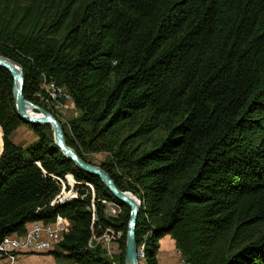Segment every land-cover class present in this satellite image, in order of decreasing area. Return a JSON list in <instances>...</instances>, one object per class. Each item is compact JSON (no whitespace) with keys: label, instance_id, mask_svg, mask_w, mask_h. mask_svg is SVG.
Returning a JSON list of instances; mask_svg holds the SVG:
<instances>
[{"label":"trees","instance_id":"trees-1","mask_svg":"<svg viewBox=\"0 0 264 264\" xmlns=\"http://www.w3.org/2000/svg\"><path fill=\"white\" fill-rule=\"evenodd\" d=\"M0 55L22 65L27 99L43 105L45 78L70 92L81 115L66 141L88 162L109 153L102 168L140 199L146 264L167 234L192 264H264V0H0ZM23 123L0 66V242L61 215L56 259L113 264L89 245L113 228L125 264L130 207L50 124L25 123L37 139L16 143ZM67 174L78 196L53 201Z\"/></svg>","mask_w":264,"mask_h":264},{"label":"built area","instance_id":"built-area-1","mask_svg":"<svg viewBox=\"0 0 264 264\" xmlns=\"http://www.w3.org/2000/svg\"><path fill=\"white\" fill-rule=\"evenodd\" d=\"M38 97L47 106L52 108H60L64 101L73 100L70 92L66 87L58 85L55 81H49L46 78L42 84V91L38 93ZM72 177V181L68 176ZM61 188L56 194L53 201L62 202L78 196L77 191L74 189L76 180L72 174H67L65 178L56 176ZM92 195L94 196V188L90 184ZM106 212L109 215H114L117 212L116 207L119 205L112 201H105ZM93 220L96 218L95 204L92 203ZM70 231V224L66 219L57 215L52 222H44L42 220L31 221L26 225V232L22 235L17 233L7 235L0 242V260L4 264H16L18 252L36 251V252H50L54 250L58 244L64 239L65 235ZM122 230H115L113 228L106 229L100 236L93 235L89 245L93 246L95 240L110 246L111 242L116 241L122 236ZM141 254V259L146 258L144 252V244L138 246ZM179 251V250H178ZM180 253V264H192L189 260L182 256Z\"/></svg>","mask_w":264,"mask_h":264},{"label":"water","instance_id":"water-1","mask_svg":"<svg viewBox=\"0 0 264 264\" xmlns=\"http://www.w3.org/2000/svg\"><path fill=\"white\" fill-rule=\"evenodd\" d=\"M0 66L10 71L14 78V98L20 118L27 124H50L54 132V140L63 153L87 173L101 178L115 198L130 207L125 264H141V254L137 241V222L141 207L140 199L130 191L121 190L104 168L82 159L77 151L68 145L61 122L46 108L25 97L26 76L22 65L18 61L0 55Z\"/></svg>","mask_w":264,"mask_h":264},{"label":"rangeland","instance_id":"rangeland-1","mask_svg":"<svg viewBox=\"0 0 264 264\" xmlns=\"http://www.w3.org/2000/svg\"><path fill=\"white\" fill-rule=\"evenodd\" d=\"M40 102L43 105L41 104L39 105H41L42 107L50 111L61 122V124L63 123L65 131L67 133H71V130H70L71 120L81 115V111L75 106L73 100L70 99V100L64 101L63 105L58 109L47 106L41 100ZM12 139L16 143L22 146H26L32 143L34 140H36L37 136L31 127L23 123L17 128V130L12 136ZM86 157L89 161H91V163L96 164L101 167L105 163H109L113 161V158H111L109 153L107 152L87 153ZM116 210L117 212L114 213L113 216H118L122 212V209L120 206L116 207ZM96 243L97 244L99 243L102 245V247L106 251L107 256L113 261V264H119V261L122 256V250L119 247L118 239L116 241L111 242L110 246H106L104 243L98 242L95 240L93 244H96ZM141 263L146 264V258L144 260L142 259Z\"/></svg>","mask_w":264,"mask_h":264},{"label":"crops","instance_id":"crops-1","mask_svg":"<svg viewBox=\"0 0 264 264\" xmlns=\"http://www.w3.org/2000/svg\"><path fill=\"white\" fill-rule=\"evenodd\" d=\"M158 264H180V253L174 238L167 234L160 239V248L157 253ZM0 264H4L0 260ZM16 264H78L73 261L58 260L49 252L20 251Z\"/></svg>","mask_w":264,"mask_h":264},{"label":"bare ground","instance_id":"bare-ground-1","mask_svg":"<svg viewBox=\"0 0 264 264\" xmlns=\"http://www.w3.org/2000/svg\"><path fill=\"white\" fill-rule=\"evenodd\" d=\"M142 259L144 260L145 258H142ZM142 259H141V260H142ZM128 264H131V263H128ZM141 264H142V263H141Z\"/></svg>","mask_w":264,"mask_h":264}]
</instances>
